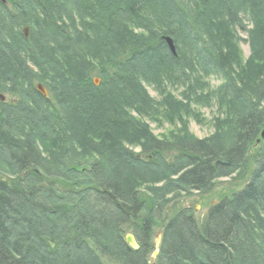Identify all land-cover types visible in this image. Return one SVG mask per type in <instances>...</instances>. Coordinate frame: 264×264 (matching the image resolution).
<instances>
[{"label":"trees","instance_id":"1","mask_svg":"<svg viewBox=\"0 0 264 264\" xmlns=\"http://www.w3.org/2000/svg\"><path fill=\"white\" fill-rule=\"evenodd\" d=\"M5 1L0 264H150L158 230L153 264H264V0ZM210 100L219 115L199 138L192 103ZM246 175L203 219L176 200Z\"/></svg>","mask_w":264,"mask_h":264},{"label":"rangeland","instance_id":"2","mask_svg":"<svg viewBox=\"0 0 264 264\" xmlns=\"http://www.w3.org/2000/svg\"><path fill=\"white\" fill-rule=\"evenodd\" d=\"M7 3V2H6ZM243 38H247L246 34L239 32ZM241 49L243 52V59L246 61L250 54L251 48L248 42L241 41ZM92 78H99L96 74ZM205 81L208 83L209 90L218 89L223 83V79L220 76H209ZM101 83V79H100ZM100 85V84H99ZM96 85V86H99ZM148 93L151 97H154L158 100H161L163 95L162 91L158 90L155 84H146L145 85ZM203 87V86H202ZM206 87H203V90ZM179 98L182 96V88L179 86H168L166 90H169ZM206 91V90H205ZM7 98H10L8 95ZM194 110L199 114V118L191 117L187 123V129L191 132L192 135L204 138L210 135L214 131L213 120L219 115V107L214 100H210L207 104H196L192 103ZM151 131L157 135L161 136L164 133H167L169 129L172 128L169 122L164 123L163 125H158L156 122L147 120ZM135 152H140V147L138 146H129ZM247 176L243 177H224L218 179L215 184L207 192L199 193L198 191H193L191 193H181L178 198L179 206H190L194 209L196 216L199 219H203L210 207V205L217 203L220 196L231 195L233 192L241 189L247 180ZM159 229V228H158ZM159 231V230H158ZM157 236V235H156ZM156 238V237H155ZM154 257L150 258V264H153Z\"/></svg>","mask_w":264,"mask_h":264},{"label":"water","instance_id":"3","mask_svg":"<svg viewBox=\"0 0 264 264\" xmlns=\"http://www.w3.org/2000/svg\"><path fill=\"white\" fill-rule=\"evenodd\" d=\"M3 2H6L5 0H1ZM24 33H25V36L28 38L29 37V27H25L24 28ZM162 40L165 41L170 49V51L172 52V54L175 56V57H178V53H177V48H176V45H175V41L174 39L169 36V35H163L162 37ZM94 83L95 85H99L100 84V78H95L94 79ZM36 89L39 93H41L45 98H48L49 97V92L47 90V88L38 83L36 85ZM0 100L2 101H6V95L1 93L0 92ZM264 141V128L261 132V138L258 140V143L260 141ZM161 237H162V231H159L158 234H157V237L155 239V251L153 253V256L156 257L157 254H158V249H159V246H160V242H161ZM125 241L129 244V246L133 249H139L140 248V244L138 242V240L136 239L135 235L131 232L127 233L125 235Z\"/></svg>","mask_w":264,"mask_h":264}]
</instances>
